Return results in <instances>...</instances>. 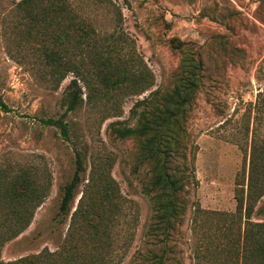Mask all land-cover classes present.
Returning a JSON list of instances; mask_svg holds the SVG:
<instances>
[{"label":"rangeland","instance_id":"374dc122","mask_svg":"<svg viewBox=\"0 0 264 264\" xmlns=\"http://www.w3.org/2000/svg\"><path fill=\"white\" fill-rule=\"evenodd\" d=\"M18 1L0 0V101L7 107L0 106V174L23 170L50 186L30 224L3 245L1 259L56 249L92 160L107 159L125 198L112 236L116 264H154V256L162 252L163 264H214L213 251L220 241L211 212H235L238 190L247 189L252 147L264 149V0H112L114 8L98 0H71L74 12L95 28V38L131 51L153 83L132 94L126 87L108 90L96 80L86 85L77 79L82 102L64 117L66 138L40 119L61 117L66 86L75 76L68 72L53 87L40 62L41 51L54 48L52 39L44 29L28 31ZM175 38L184 44L176 48L171 42ZM71 49L75 62L85 56L79 46ZM189 49L197 50L203 63L201 84L185 122L191 176L180 193L184 211L168 238L159 241L161 234L157 239L150 230L156 219L141 192L142 174L132 173L135 144L116 138L112 125H134L133 104L154 89L171 86L181 52ZM75 149L84 155V171L65 215L59 204L74 172ZM263 206L264 194L254 207ZM251 219L264 220V213L254 212Z\"/></svg>","mask_w":264,"mask_h":264},{"label":"trees","instance_id":"16d2710c","mask_svg":"<svg viewBox=\"0 0 264 264\" xmlns=\"http://www.w3.org/2000/svg\"><path fill=\"white\" fill-rule=\"evenodd\" d=\"M97 2L116 6L112 0ZM17 5L27 21L28 31L41 28L52 39L54 48L43 49L40 62L53 87H57L68 72L75 76L66 86V107L61 117L40 119L42 124L58 128L65 138L68 123L64 117L82 102L77 79L86 85L96 80L108 90L126 87L132 94L141 93L152 85L153 78L142 61L131 51L124 52V46L96 39L95 28L74 12L71 0H19ZM171 42L176 48L184 44L177 38ZM75 46L85 55L77 62L74 61L76 53L71 49ZM202 71L198 51L182 50L172 85L154 89L133 104L130 114L135 118L134 125H112L116 138L131 139L135 144L132 173L142 174L141 192L150 202L156 219L150 230L157 239L161 234L159 241L168 238L184 211L185 200L180 193L191 176L186 164L189 135L185 122L199 90ZM0 106L7 108L2 101ZM263 151L252 147L247 189L245 193L243 187L238 190L235 212H211L214 235L220 241L213 251L217 254L214 264H264V220L251 219L254 212L264 213V206L257 210L254 207L264 194ZM83 159L82 152L75 149L74 172L62 188L61 214L70 213L71 201L82 182ZM8 172L0 174V253L7 241L30 224L50 186L49 181L36 180L27 171L21 170L12 176ZM124 206L125 198L110 175L107 159L92 160L87 181L58 247L54 250L45 247L7 261L0 256V264H116L111 255L112 236ZM154 258V264H163V252Z\"/></svg>","mask_w":264,"mask_h":264}]
</instances>
